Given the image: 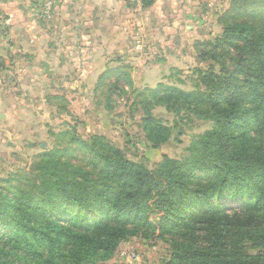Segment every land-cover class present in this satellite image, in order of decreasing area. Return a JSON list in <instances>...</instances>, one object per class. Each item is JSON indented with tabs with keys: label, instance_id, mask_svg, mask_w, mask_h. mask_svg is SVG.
Wrapping results in <instances>:
<instances>
[{
	"label": "rangeland",
	"instance_id": "1",
	"mask_svg": "<svg viewBox=\"0 0 264 264\" xmlns=\"http://www.w3.org/2000/svg\"><path fill=\"white\" fill-rule=\"evenodd\" d=\"M24 1L29 17L41 21V31L24 33L15 26L4 43L7 52L0 62L1 202L6 196L22 199L36 181L38 165L48 162L67 169L79 167L98 180L115 182L104 170L102 159L81 143H91L94 137L101 136L128 159L143 160L149 168L163 154L182 158L191 138L212 123L205 119L204 108L177 93L159 91L160 85L182 91L204 89L203 76L219 73L222 67L238 70L237 82L245 89L264 80L259 57L243 41L232 38L225 43L222 36L226 24L240 22L250 24L256 38L264 36V20L233 11V0ZM24 47L36 48V52ZM145 117L170 127L169 138L155 146L147 137ZM158 133L157 139H163L166 131ZM255 135L264 153V128ZM235 192L220 197L218 207L209 208L210 212L198 208L196 216L210 221L206 224L210 228L189 235L180 227L158 229L134 223L127 225L131 232L109 255L88 247L82 253L83 262L162 264L170 257L173 240L207 245L219 240L218 232L229 247L228 230L242 224L264 225L261 214ZM245 198L252 201L253 197L245 194ZM58 205L72 216L87 212L62 200ZM219 217L222 221L215 222ZM1 247L14 264H42L49 258L45 249L42 256L25 247L14 249L0 234Z\"/></svg>",
	"mask_w": 264,
	"mask_h": 264
},
{
	"label": "trees",
	"instance_id": "2",
	"mask_svg": "<svg viewBox=\"0 0 264 264\" xmlns=\"http://www.w3.org/2000/svg\"><path fill=\"white\" fill-rule=\"evenodd\" d=\"M230 9L264 20V0H233ZM222 36L225 43L232 38L243 41L259 57L263 78L264 36L256 38L251 25L245 22L226 24ZM237 71L222 67L219 73L205 74L204 89L158 87L159 91L177 93L186 102L204 108L205 119L212 123L191 138L182 158L163 154L149 168L143 160L128 159L101 136L94 137L91 143L82 141L102 159L104 170L111 173L115 182L100 177L98 180L79 167L67 169L56 162L38 165L36 181L31 182L22 199L6 196V201H0L1 236L12 248L25 247L37 256H42L45 249L49 258L42 264H87L82 259L86 248L109 255L120 239L131 232L127 225L141 223L158 229L175 226L189 235L210 228L206 226L210 221L198 218L196 211L200 206H217L220 197L231 190L264 218V153L255 135L264 128V80L245 89L237 82ZM143 123L155 146L169 138L170 127L160 125L152 117H145ZM162 130L166 131L164 138L157 139ZM77 175L80 179H76ZM245 194L255 200L246 199ZM61 200L87 212L72 216L71 211L59 208ZM214 211L221 212L218 208ZM94 215L102 219L95 220ZM228 231L232 238L229 247H225L219 232V240L215 238L207 245L173 240L170 257L162 264H264V225L242 224ZM0 264H14L4 254V247L0 248Z\"/></svg>",
	"mask_w": 264,
	"mask_h": 264
},
{
	"label": "crops",
	"instance_id": "3",
	"mask_svg": "<svg viewBox=\"0 0 264 264\" xmlns=\"http://www.w3.org/2000/svg\"><path fill=\"white\" fill-rule=\"evenodd\" d=\"M26 1L24 0H0V62L5 61L6 50L4 49L5 39L11 33V29L17 26V30L34 34L41 31V21L36 16L29 17L26 12ZM23 13V14H22ZM15 31V30H14ZM7 48V47H6ZM27 52H36V48L25 49ZM20 50V47H19ZM24 51V52H25Z\"/></svg>",
	"mask_w": 264,
	"mask_h": 264
},
{
	"label": "water",
	"instance_id": "4",
	"mask_svg": "<svg viewBox=\"0 0 264 264\" xmlns=\"http://www.w3.org/2000/svg\"><path fill=\"white\" fill-rule=\"evenodd\" d=\"M45 67L47 66L46 63H44Z\"/></svg>",
	"mask_w": 264,
	"mask_h": 264
}]
</instances>
